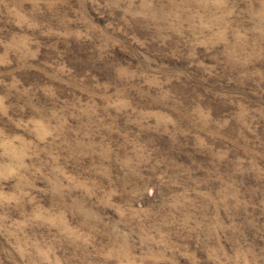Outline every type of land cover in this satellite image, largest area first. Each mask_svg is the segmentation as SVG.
Here are the masks:
<instances>
[{"label":"rangeland","instance_id":"1","mask_svg":"<svg viewBox=\"0 0 264 264\" xmlns=\"http://www.w3.org/2000/svg\"><path fill=\"white\" fill-rule=\"evenodd\" d=\"M0 264H264V0H0Z\"/></svg>","mask_w":264,"mask_h":264}]
</instances>
